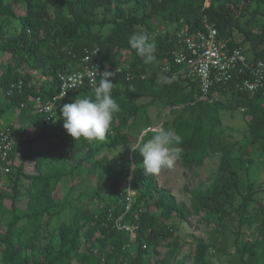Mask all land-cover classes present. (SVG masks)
<instances>
[{"label":"trees","instance_id":"1","mask_svg":"<svg viewBox=\"0 0 264 264\" xmlns=\"http://www.w3.org/2000/svg\"><path fill=\"white\" fill-rule=\"evenodd\" d=\"M263 20L264 0H0V121L17 118L18 127L8 129L15 138L25 136L7 161L0 158L2 263L185 264L187 258L179 256L186 242L176 221L204 214L202 220L214 228L208 239L193 236V264L223 258L229 264H264V189L253 180L255 164L264 167V84L254 94L240 91L237 84L250 75L237 69L231 82L210 93H230L235 105L220 98L199 101L200 80L174 63L181 47L176 34L207 26L230 41V48H244L253 64L264 62ZM145 32L157 45V62L147 65L128 43ZM94 47L104 66L123 67L124 74L112 78V98L121 111L111 133L104 142L89 143L67 133L60 109L92 96L99 83L55 102L50 124L28 102L58 96L59 75L80 70L81 56ZM160 74L175 79L161 84ZM156 105L169 111L159 128L182 137L186 169L219 157L214 179L191 192L190 207L146 174L143 157L133 151L155 133L149 109ZM240 108L245 138L234 141L223 128V112ZM106 149L122 152L99 158ZM86 180L95 182L93 192L77 204L73 195ZM129 190L135 192L131 202ZM66 212L68 220L53 227ZM119 218L137 227L134 238L116 227Z\"/></svg>","mask_w":264,"mask_h":264},{"label":"built area","instance_id":"2","mask_svg":"<svg viewBox=\"0 0 264 264\" xmlns=\"http://www.w3.org/2000/svg\"><path fill=\"white\" fill-rule=\"evenodd\" d=\"M179 40L180 49L174 54V63L182 67V73L185 76L195 77L201 83V95L199 101L213 102L214 98L210 97L212 88L219 84H226L234 79V73L239 69V73L249 72L250 77L243 79L237 84L240 91L254 94L263 86L264 80V62L253 64L246 55L244 48H230V41L219 39L217 29L213 26H207L206 31L200 30L191 32L188 28L182 29L176 34ZM80 70L69 73L60 74V94L53 100H43L42 97L30 98L28 103H33L35 112L46 116V124L53 121L55 102L64 98L69 91L76 90L81 87H95L100 79L101 74L105 71L115 73L113 77L123 73V67L111 69L104 66L100 60V49L94 47L92 50H86L81 56ZM163 71L168 72L169 65L163 66ZM124 74V73H123ZM129 76V74L127 75ZM112 77V78H113ZM175 77V75H174ZM143 78V77H142ZM17 85H12V90ZM21 87V83L18 86ZM217 100V98H215ZM19 141H25V136L21 139L15 138L9 129L0 131V158L7 161L9 155L15 150ZM4 173H8L9 168L2 169ZM130 202L132 201L131 190L128 191ZM131 205L128 206V210ZM116 227L131 231L132 237H135L137 227H131L122 224V218L116 221Z\"/></svg>","mask_w":264,"mask_h":264},{"label":"clouds","instance_id":"3","mask_svg":"<svg viewBox=\"0 0 264 264\" xmlns=\"http://www.w3.org/2000/svg\"><path fill=\"white\" fill-rule=\"evenodd\" d=\"M209 4L208 1L207 5ZM128 43L144 64L157 62L155 55L157 45L150 40L146 32L133 34ZM114 74L105 71L101 74L99 84L94 88L92 96L78 97L73 103L64 104L60 109L63 127L75 140L83 138L89 143L104 142L111 133L115 115L121 111L120 105L112 98ZM174 79V76L160 74L157 82L170 85ZM215 98L220 97L215 96ZM159 127L150 139L137 144L136 149L133 150L138 151L143 157L144 170L146 174L152 176L160 175L165 168H173L183 153L180 147L182 137L174 129Z\"/></svg>","mask_w":264,"mask_h":264},{"label":"rangeland","instance_id":"4","mask_svg":"<svg viewBox=\"0 0 264 264\" xmlns=\"http://www.w3.org/2000/svg\"><path fill=\"white\" fill-rule=\"evenodd\" d=\"M106 31H104V33H107ZM220 99H221L220 101L225 103L227 106L235 105V102H232L233 101L232 95L230 93L222 95ZM159 104L161 106V103ZM242 109L243 108H240L237 111L226 110L223 112V121H224L223 128L227 133V135L231 136V138L234 141L243 140L245 138L243 135L245 131L246 122L242 116V111H244ZM149 111L152 115V120L155 126L153 129L156 130L160 126L159 123L169 113V111L168 110L161 111V107L157 105L150 108ZM1 121H3V123L7 122L6 118ZM121 152L122 149L118 151H110L106 149L99 155V158L108 155L110 157H114L115 154ZM218 160L219 157L208 159L203 167L194 169L192 171L186 169L182 165V161L178 160L173 168L171 169L165 168L162 170L160 175L156 176L159 182V186L162 188L169 189L178 202L185 203L188 207H190V199L192 194L191 192L202 183L206 184V186L210 184V182L215 177L218 168ZM16 163L18 164L19 160H17ZM28 172L33 173L34 171L32 169H28ZM253 180L255 181L256 185H260L259 187H262L264 189V167L261 166L259 163H256L253 169ZM4 183L5 182H3V184ZM94 184H95L94 181L89 182L86 180L84 183L79 185V187L77 188V190L73 195V199L77 200V204H81V202L85 201L84 195H86L87 197L90 196V194L93 192ZM80 197L84 198V201H79L78 199ZM260 197L264 201V192L260 194ZM132 198L135 199V194L134 195L132 194ZM202 215L200 216L191 215L188 220L181 221L177 219L176 221V225L179 228L178 235H180L182 239L186 242L179 256V260L183 259L184 257L187 258L185 264H193V252H194L193 236H199L208 239L210 232L214 228V222H212L211 224L205 223L202 220ZM68 218H69V214L67 212L62 214L61 216L55 219L53 223V227H56L57 225H60L61 223L67 221ZM0 226L3 227V225L1 224ZM1 233L2 230L0 229V234ZM230 250L234 251V247L231 246ZM161 252L162 254H164L166 252V248L162 247ZM226 260H227L226 258H223L222 261L220 262L217 261L216 264H229ZM0 264H3L1 261V256H0Z\"/></svg>","mask_w":264,"mask_h":264},{"label":"crops","instance_id":"5","mask_svg":"<svg viewBox=\"0 0 264 264\" xmlns=\"http://www.w3.org/2000/svg\"><path fill=\"white\" fill-rule=\"evenodd\" d=\"M247 56L249 57V59L252 58L250 53H247ZM6 121H7L6 123H3V121H0V131L4 129H8L11 125H15V124H16V127H18L17 118L10 119V120L6 119Z\"/></svg>","mask_w":264,"mask_h":264}]
</instances>
